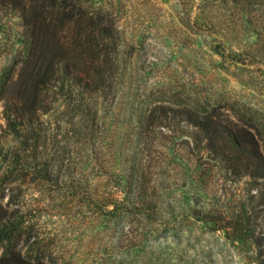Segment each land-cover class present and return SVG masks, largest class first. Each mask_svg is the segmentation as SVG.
Here are the masks:
<instances>
[{"label":"rangeland","instance_id":"374dc122","mask_svg":"<svg viewBox=\"0 0 264 264\" xmlns=\"http://www.w3.org/2000/svg\"><path fill=\"white\" fill-rule=\"evenodd\" d=\"M28 2L0 0V77L25 54L16 4ZM62 2L110 29L89 33L110 66L90 105L106 137L81 146L53 106L39 138L21 144L0 103V218L21 233L14 251L30 264H264V178L212 166L199 192L205 210L249 218L259 249L189 216L195 159L206 154L183 117L211 114L264 159V0ZM140 193L154 209L133 203Z\"/></svg>","mask_w":264,"mask_h":264},{"label":"trees","instance_id":"16d2710c","mask_svg":"<svg viewBox=\"0 0 264 264\" xmlns=\"http://www.w3.org/2000/svg\"><path fill=\"white\" fill-rule=\"evenodd\" d=\"M28 3L27 9L16 4L23 28L27 31L25 54L18 64L11 66L12 72L4 70L0 77V103L5 128L23 141L21 144L34 142L39 138L36 131L46 128L47 120L43 118L56 106L61 108V116L66 115V124L72 127L69 133L76 138L77 143L83 147H94L95 143L99 146L106 132L90 105L94 103L91 98L108 87L104 77L110 73V66L106 58L102 62L100 59L101 52L104 51L105 55L102 56L105 57L107 51L98 49L93 43V35L89 33L96 31L108 37L110 29L98 28L97 22L91 20L87 22L81 18L82 13L78 10H66L62 0H29ZM70 35L76 36L74 40L68 39ZM48 98L51 101L47 103ZM155 112L156 109L149 113V121L155 119ZM184 115H187L183 116L185 123L194 131V135L203 136V150L206 154L203 164L198 162L202 156L195 159L198 165L196 169L200 172L196 170L191 180L187 206L189 216L198 223L218 226L224 237L232 242L250 244V240H255L252 244L259 249L262 242L252 233L249 218L225 217L218 210H205L200 191L205 184V171L212 166L218 172L230 174L234 179L245 176L263 179L264 159L253 144L241 142L231 129L211 114ZM160 120H167L166 114L160 116ZM93 152L99 158L100 152ZM96 158L93 156L92 160ZM5 175L8 178V173ZM48 175L49 172L45 171L40 179L48 181ZM133 203L136 206L140 204L149 212L150 207L154 209L157 199L148 200L145 193H140ZM16 227L15 224L12 226L8 218H0V264L31 262L29 258L21 257L14 251L13 240L21 235L19 231L16 232Z\"/></svg>","mask_w":264,"mask_h":264}]
</instances>
